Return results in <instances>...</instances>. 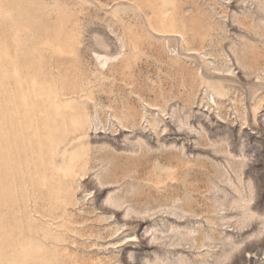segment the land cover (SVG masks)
Instances as JSON below:
<instances>
[{
	"label": "rangeland",
	"instance_id": "1",
	"mask_svg": "<svg viewBox=\"0 0 264 264\" xmlns=\"http://www.w3.org/2000/svg\"><path fill=\"white\" fill-rule=\"evenodd\" d=\"M0 264H264V0H0Z\"/></svg>",
	"mask_w": 264,
	"mask_h": 264
},
{
	"label": "bare ground",
	"instance_id": "2",
	"mask_svg": "<svg viewBox=\"0 0 264 264\" xmlns=\"http://www.w3.org/2000/svg\"><path fill=\"white\" fill-rule=\"evenodd\" d=\"M244 172V171H243ZM247 177V176H246ZM248 178V177H247ZM251 200V199H250ZM255 205V204H254ZM253 207V206H252ZM253 213H255V212H253ZM250 217H251V215H249Z\"/></svg>",
	"mask_w": 264,
	"mask_h": 264
}]
</instances>
